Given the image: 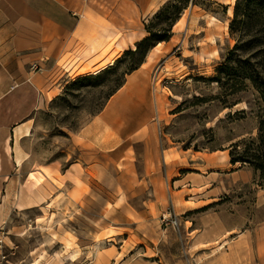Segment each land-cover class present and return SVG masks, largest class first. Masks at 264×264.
I'll return each instance as SVG.
<instances>
[{
	"label": "rangeland",
	"instance_id": "rangeland-1",
	"mask_svg": "<svg viewBox=\"0 0 264 264\" xmlns=\"http://www.w3.org/2000/svg\"><path fill=\"white\" fill-rule=\"evenodd\" d=\"M165 3L141 19L157 36L174 6L188 5L154 51L152 104L126 113L128 133L105 146L98 132L96 147L83 145V129L142 59V49L118 53L120 34L108 40L113 65L81 68L46 91L23 143L27 161L0 179V264H264L262 17L239 16L231 31L235 0ZM78 161L87 172L78 164L83 180L72 177L77 190L66 195L58 169ZM41 165L46 177L28 183Z\"/></svg>",
	"mask_w": 264,
	"mask_h": 264
},
{
	"label": "crops",
	"instance_id": "crops-1",
	"mask_svg": "<svg viewBox=\"0 0 264 264\" xmlns=\"http://www.w3.org/2000/svg\"><path fill=\"white\" fill-rule=\"evenodd\" d=\"M167 1L0 0V179L15 176L16 169L27 161L29 154L23 143L32 134L33 115L45 101L46 91L60 87L59 82L68 81L75 71L84 68L95 57L91 47L109 45L113 34H120L117 43L124 41L123 51L132 48L142 39L140 34L146 33L141 19L153 15ZM178 20L170 39L148 52L144 62L127 74L104 109L83 129L85 147L91 150L97 146L98 132L100 145H111L113 133L130 130V126L123 127L126 113L132 116L151 107L148 58L173 39ZM66 59L75 60L63 64ZM136 117L129 118L134 121ZM113 118L117 121L114 125ZM78 162L69 163L64 171L58 169L64 177L66 195L77 190L72 177L83 180L78 164L87 172Z\"/></svg>",
	"mask_w": 264,
	"mask_h": 264
},
{
	"label": "trees",
	"instance_id": "trees-1",
	"mask_svg": "<svg viewBox=\"0 0 264 264\" xmlns=\"http://www.w3.org/2000/svg\"><path fill=\"white\" fill-rule=\"evenodd\" d=\"M187 5H188V3H186L182 7L174 6L176 13L173 14V17L170 20V25H169L168 29L163 30L165 32V35H158L157 36L156 33L152 29H150L148 27H144L145 30L148 32V35L145 36L144 38H142L141 40H139L138 42H136L135 50L130 49V50H126L124 52V53L134 54L135 52L140 51V49L143 50L142 59L138 62V64L134 68L131 69L130 72L137 69L144 62L148 52L153 47H155L160 42L168 41L170 39V37L173 34L172 33V27L177 22V20L180 18L182 11L185 10ZM165 9H167V8H165ZM161 11L165 12V10H161ZM251 14L261 16L262 17L261 21L264 23V0H235L233 20L230 23L229 29L231 31L233 30V25L236 23V20L238 19L239 16L245 17V19L247 20ZM246 20H244V21H246ZM246 23H247V25L249 24L248 22H246ZM238 46H239L238 44H235L234 49H236ZM226 67L227 66L224 65L223 67H221V69L224 70ZM121 86L122 85H120L118 87V89ZM230 161L232 164H235L237 161H239V159H236L231 153V160Z\"/></svg>",
	"mask_w": 264,
	"mask_h": 264
},
{
	"label": "bare ground",
	"instance_id": "bare-ground-1",
	"mask_svg": "<svg viewBox=\"0 0 264 264\" xmlns=\"http://www.w3.org/2000/svg\"><path fill=\"white\" fill-rule=\"evenodd\" d=\"M231 2L233 3L234 0H231ZM232 10V6L229 7V12H231ZM183 17L178 20L177 25L175 26V28H180L182 26V20ZM212 19H215V17H212ZM227 25H228V19H225L224 21V29L227 30ZM147 35V33H141L140 37L144 38ZM219 34L215 33V31H208V37L210 40L214 41L216 39V37H218ZM122 43L124 42L123 40L121 41ZM122 43H117L116 42V46L118 47V53L119 52H123V47H122ZM110 46L109 45H99L98 47H91L90 52L93 53V55L95 56L93 59H91L88 64L83 68V74L81 75H94L97 73H100L101 71L105 70L108 66H111L115 63V57L110 56L109 50ZM132 49H135V45L132 47ZM155 52H153L148 59L147 65L150 67V64L152 63L151 60L153 59V57H155ZM153 55V56H152ZM18 164L20 163V159H17ZM47 172V167H45L44 165L38 167V168H34L33 170H31L28 175H27V179L26 181L34 186L40 184L42 182V179L45 177ZM23 205L20 204L19 207L21 209H23L22 207ZM71 257H74V253L71 252L69 254ZM70 258V257H69Z\"/></svg>",
	"mask_w": 264,
	"mask_h": 264
}]
</instances>
